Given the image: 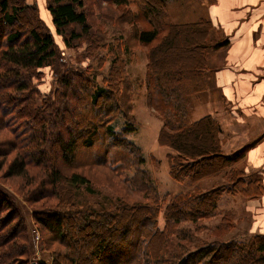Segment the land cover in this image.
Here are the masks:
<instances>
[{
    "label": "rangeland",
    "instance_id": "374dc122",
    "mask_svg": "<svg viewBox=\"0 0 264 264\" xmlns=\"http://www.w3.org/2000/svg\"><path fill=\"white\" fill-rule=\"evenodd\" d=\"M7 1L10 9L40 4L65 64L56 71L48 67L33 73L36 76L32 79L35 87L32 94L19 92L21 78L16 79L15 73L0 77V190L7 196L2 215L13 214V222L22 224L23 230L28 225L30 240L24 237L26 233H20L25 242L22 244L31 252L28 260H22L23 264H63V256L69 254L67 246L76 247L74 238L80 237L79 231L85 225L76 220L81 218L101 225L96 229L90 224L86 229L92 237L84 253L92 252L96 248L93 245L111 235V227H102L112 216H120L115 218L121 224L114 227L118 229L117 236L127 238L125 243L119 244L120 248L134 251L140 246L154 258L160 251V258L169 264L176 263L172 258L174 254L183 253L185 256L204 245L236 241L245 242L247 248L255 250L253 244L256 240L252 236L235 238L229 235V228L235 225L231 216L234 219L237 211L241 212L240 201L244 200L242 195H235L237 190L230 192V172L232 168L246 171L242 150L254 142L255 133L253 137L251 133L258 128L251 129L237 123V115H229V105L215 88L213 72L224 64V48L216 50L214 45L223 41L225 36L222 31L211 27L199 26V32L196 25L195 31L186 32L184 29L180 34L175 33L178 41L170 48L169 38L174 35L169 27H163L167 23L192 25L208 21L207 5L211 0H173L168 7L165 3L159 5V0H129L118 14L113 10L104 14L99 10L101 7L96 6L98 0L93 4L88 0L92 30L90 35L76 42L73 49L66 48L63 39L57 36L51 16L45 9L46 0ZM155 3L161 6L160 20L149 12L150 5ZM38 15L34 9L24 11L18 17L15 29L26 34L36 24ZM103 16L112 19L107 21L109 19ZM129 17L133 18L132 21ZM157 26L160 28L157 40L151 45L141 44L137 31L153 30ZM70 30L78 31L79 28L74 26ZM196 37H201L202 43L197 44ZM163 39H167L166 47L164 44L160 46ZM188 39L193 41L189 43ZM160 67L168 74L195 70L187 77L189 84L196 86L190 120L211 116L221 129L220 153L228 156L240 153L235 161L237 166L234 167L233 163L219 175L200 181L203 189L200 192L218 187L216 209L209 204L207 209L204 208L207 211L205 217L202 211L185 206L184 198L188 193L194 194L198 183L190 184L185 178L187 173L181 168L184 160L167 163V155L175 152L162 147L158 141L163 118L150 107L146 96L153 79L160 77L156 72ZM8 68L0 57V74ZM199 68L206 71L205 78ZM200 78L204 80L202 85H199ZM100 91L102 96L92 103V95ZM127 125L136 128L135 133L124 137L127 143L132 142L140 148L135 153H132L134 147L127 143L115 147L117 142L109 139L106 133L108 127L121 133ZM68 134L79 147L73 165L64 164L60 154L59 141H67ZM88 139L93 141L90 148L84 145ZM18 155L29 165L27 174L7 177V167ZM121 157L127 162L121 161ZM106 161L107 168L101 167ZM214 164L220 167L221 161L216 159ZM55 170L63 177L74 173L86 176L92 184L91 191L64 183L52 187L49 177ZM245 175L251 181L258 177L251 173ZM238 187L242 188L241 185ZM170 203L174 206H169ZM10 204L12 209L8 210ZM51 212L71 218L73 227H64L65 241L35 219ZM99 220L103 221L99 223ZM241 228L236 231L240 236L244 233ZM162 230H165L164 234ZM112 251L102 260L95 259L94 264H113L117 257ZM152 264L155 263L152 261Z\"/></svg>",
    "mask_w": 264,
    "mask_h": 264
},
{
    "label": "trees",
    "instance_id": "16d2710c",
    "mask_svg": "<svg viewBox=\"0 0 264 264\" xmlns=\"http://www.w3.org/2000/svg\"><path fill=\"white\" fill-rule=\"evenodd\" d=\"M90 1L91 4H93L94 0ZM104 1L116 4L118 9H114L111 5L107 8L104 7L102 5ZM128 1L129 0H98L96 6H100L101 8H99V10L104 14H108L112 10L118 14L122 13V8ZM159 1L161 2L159 5L162 6V4L165 3L168 7L170 3L172 4L173 0ZM88 3H90L88 0H46V10L51 16L52 25L54 26L56 34L63 39V43L68 49L76 47V42L79 43L82 38L91 33L92 28L90 18L88 17ZM159 5L156 3L150 5L151 9L149 12H153L154 16L160 20L162 17H159L161 15V6ZM28 9H34V11L39 12V17L36 20V24L33 25L26 34H22V32L15 29V26L18 17ZM104 17L106 16H103V18ZM164 17L166 18L167 15L165 14ZM106 18L109 20L112 19L111 17ZM119 19L120 18H118V23H120ZM132 19V17H129L130 21H132ZM200 24L169 25L167 23L164 25L163 27H169V30L173 32L172 36L174 35L173 38H169L171 42V45L169 44L170 48L176 46L175 43L178 41V37L175 33L177 32L180 34L184 29L186 32L193 31L196 25H198L197 31L199 32V26L214 28L209 20L201 22ZM74 26H77L79 30H70L71 27ZM6 29H8V32ZM152 29L153 30L148 31H137V37H139L138 40L141 44L151 45L157 40L160 28L157 26ZM166 40L163 39V43H161L160 46L164 44L166 47ZM187 41L191 43L193 40L188 39ZM194 41H196L197 44L202 43V38L196 37ZM229 44V39L225 38L223 41L215 44L214 49L219 50L221 48H226ZM0 57L1 60L9 66L7 71L0 74V77L4 78L15 73L16 79L21 78L19 92L22 93L32 94L34 91L32 90L35 89L32 79L36 75L33 73L48 67L56 71L65 66L64 58L61 56V52L56 45L52 29L43 19L41 10L37 4L27 5L25 9L19 6H14L10 9L7 0H3L0 3ZM198 71L204 73L203 77L205 78L204 75L206 71L204 68H199ZM156 72L157 75L158 73L160 75V77H158L159 80L153 79V84L148 86L146 99L150 102L149 105L154 109L156 114L163 118V126L158 135V141L161 146L168 147L175 152V154L171 153L168 156V163L175 159L184 160V164L181 168L183 172L187 173V175L184 174L185 178L187 181L189 180L190 184L198 183L193 191L194 194L188 193L184 198L186 202L185 206L194 207L202 211L201 213H203V217H205L207 211H204V208L207 209L209 204L214 210L216 209L218 202L216 199L218 190L216 191V188L218 187L200 192L202 189L200 181L207 177L219 175L226 168L235 163L240 157V153H235L230 156L220 153L221 141L219 134L221 129L215 124L211 116H205L196 121L190 120L189 114L191 109H193L192 99L193 95H196L194 89L196 86L193 87L189 84L190 79L187 77L195 72V70L184 72L183 74L175 71L168 74V71L166 72V70L164 71V69L160 67ZM202 84H204V80L200 78L199 85ZM199 85L198 87H200ZM102 94V91L93 94L91 99L92 103H96L98 97L102 96ZM135 131L136 128L131 125H127L121 133L114 132L110 127L106 129L109 139L117 142L115 147L126 145L125 135H130L135 133ZM68 136L69 138L67 141H59L60 154L64 164L73 165L77 160L79 147L77 142L73 140L69 134ZM255 143L256 141L242 150V152L245 153L244 156H246L247 150L254 146ZM127 144L134 147L132 153H135L136 150L140 151V148L132 142ZM84 145L90 148L93 146V141L88 139L85 141ZM121 158V161L127 162L125 157ZM182 158H186V160ZM216 159L221 161L220 167L214 164ZM25 161L26 160L22 156L18 155L7 167V177H24L27 174V167L29 166L27 161ZM169 165L171 167V164ZM107 166V161L101 164L103 168H107ZM235 166H237L236 163L234 164V167ZM174 167L175 165L172 164L173 169ZM237 170L239 169L232 168L230 172L232 176V181L228 182L230 192L235 189L237 190V192L234 191L235 195H242L244 199L249 197H260L263 189L260 176L256 177L255 180L253 178L251 181L250 178L248 179V176L245 175V170H239V176H237ZM190 173H192V175ZM49 178L51 179L49 184L52 187H57L64 183L75 188H84L89 192L91 191L90 188L92 184L90 180L86 176L80 174L74 173L70 177H63L60 172L55 170ZM240 185L242 188L238 187ZM6 198V194L0 190V264H23L24 262L22 260H28L31 256L29 247L27 248L22 244L25 243L23 242V235L20 236V233H26L27 236L24 235V237L26 239L28 237L30 240L27 234L28 225L24 226V230L26 229L25 232L22 228V224L13 222V214L9 213L7 216L2 215L3 206L7 203ZM204 203H206L207 206H205ZM170 205L174 206L173 203H170L169 206ZM11 209L12 205L10 204L8 210ZM42 215L43 216L39 217L36 216L35 218L39 225L51 229L53 232L55 231L59 235L58 237L65 241L67 237L63 233L64 227L68 226L69 229L73 227L70 222L71 218H66L65 215L56 212L44 213ZM115 218H120V216H115ZM115 218L112 216L105 220L102 229H106L105 225L111 227V235L93 245V247L96 248L90 253H84L86 245L90 244V238L92 237V233H89L86 229L90 224V227H96V229H99L101 225H94L91 220L86 218L76 219L77 221H81L82 225L83 223H85V225L82 226V229L81 227L79 228V230L81 229L79 231L80 237H78V239L74 238L76 240V247L71 245L67 246L69 254L63 256V264H79V262L94 264L95 259L99 261L102 260V257L109 255L113 247H115L113 249L115 252H112L117 257L113 264H152V261L155 264H169L165 262V259L162 260L160 258V251L155 254L154 258L148 251L142 250L140 246L136 247L134 251L125 247L120 248L119 244L125 243L127 238L123 239L121 235L117 236L118 229L114 227L116 226L117 228L121 224L117 222ZM232 218L233 216H231V221L233 220ZM102 221L103 220H99L98 222L101 223ZM164 232L165 230H162V234H164ZM252 237L256 240L253 244V249L255 250L247 248L248 244L245 242L235 241L224 243L223 245H204L193 252L185 254V256H183V253L174 254L172 258L174 262H176L175 264H264V236ZM115 244H118V246H114ZM87 255H89V257Z\"/></svg>",
    "mask_w": 264,
    "mask_h": 264
},
{
    "label": "crops",
    "instance_id": "0c3cea01",
    "mask_svg": "<svg viewBox=\"0 0 264 264\" xmlns=\"http://www.w3.org/2000/svg\"><path fill=\"white\" fill-rule=\"evenodd\" d=\"M102 5L118 9L109 1ZM207 20L230 41L223 49L224 64L213 72L215 88L229 105V115H237V123L258 128L251 133L256 143L247 150L244 166L247 174L260 176L263 189L260 197L240 201L241 212L235 214L229 235L264 236V0H211ZM240 227L241 236L236 232Z\"/></svg>",
    "mask_w": 264,
    "mask_h": 264
}]
</instances>
